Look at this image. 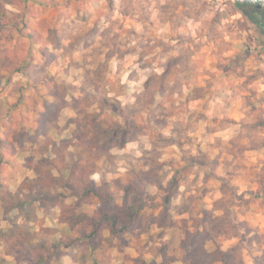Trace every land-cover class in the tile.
<instances>
[{
	"label": "rangeland",
	"instance_id": "obj_1",
	"mask_svg": "<svg viewBox=\"0 0 264 264\" xmlns=\"http://www.w3.org/2000/svg\"><path fill=\"white\" fill-rule=\"evenodd\" d=\"M29 6V25L41 36L30 42L33 57L26 67L52 75L50 85L68 103L55 128L44 136L36 131L41 113L57 99L47 85L30 82L23 73L4 72L7 79L0 98L16 105L0 119V134L14 144L0 167V232L21 228L36 232L37 243L51 247L48 264H139L140 257L161 261L159 249L172 241L165 225L175 223L187 227L188 244L207 239L206 264L230 261L235 251L230 248L236 243L244 247L241 264H264V199L249 192H264V35L235 1L227 0L223 6L212 0H43L42 4L34 0ZM43 49L49 54L43 55ZM167 69L171 70L168 90L156 94L154 115L144 110L146 117L157 114L161 124H167L162 128L164 137L152 140L147 131H136L124 147L102 143L104 156L93 177L99 176L98 183L116 179L127 183L139 173H152L161 163L152 174L167 182L176 169L188 164L186 184L170 212L161 207L148 210L152 224L148 230L134 236L106 231L101 239L72 242L80 233L71 231L57 206L65 177L53 168V161L59 149L70 168L78 141L75 132L88 141L92 137L72 96L83 98L84 87L97 82L96 99L88 98V110L103 111L99 103L105 97L125 104L131 95L136 104L147 79ZM176 80L179 87L189 85L183 90L188 102L179 94L169 95ZM17 86L23 87L21 91L14 90ZM197 86H203L205 93L191 99ZM194 160L206 161L208 169ZM41 178H53L54 183L45 185ZM66 202L80 214H93L97 206L91 195L81 201L67 195ZM216 204H224V209L215 211L221 216L217 222L221 228L212 231L211 221L195 225L200 209L213 210ZM233 216L245 223L238 235L242 237L235 234L238 226L227 225ZM85 226L91 229L90 223ZM208 226L212 232L204 233ZM211 236L221 249L212 244ZM60 239L65 244L53 248ZM16 258L17 253L8 254L0 240V264H31Z\"/></svg>",
	"mask_w": 264,
	"mask_h": 264
},
{
	"label": "trees",
	"instance_id": "obj_2",
	"mask_svg": "<svg viewBox=\"0 0 264 264\" xmlns=\"http://www.w3.org/2000/svg\"><path fill=\"white\" fill-rule=\"evenodd\" d=\"M31 1L34 0H0V89L7 79L4 74L5 71L23 73L30 82L37 85H47L50 88L49 94L57 100L44 106L45 111L41 113L40 129H36L37 132H41L42 135L46 136L52 128H55V122L60 117L61 111L66 107L68 101L66 97H60L59 91L50 85L53 79L52 75L48 73L39 74L26 67V64L33 57V48L30 42L33 39L37 40L41 36L39 30L31 28L29 25V4ZM38 1L40 4L43 2V0ZM235 2L236 7L241 12H243L244 8L254 4L250 1ZM42 53L47 55L49 50L43 49ZM169 73H171V70L167 69L161 75L155 74L148 78L144 92L137 97V102L134 105L123 104L117 99L113 100L105 97L99 103L103 111L92 112L88 110L86 107L89 106L88 98L96 99L95 95L99 88H97V82H91L84 87L87 95L83 96V98L72 96L73 107L82 109L81 113L86 117L88 126H90L87 130V135H92V137H89L90 141H88L84 137H79V131L75 132V135H73L74 140L76 138L78 141H76L74 153L75 161L70 168L65 166L68 163L66 156L64 157L66 164L60 158L61 151L59 149L56 150V158L53 161V168L57 169L65 177L63 191L59 192V198L61 197L62 200L58 202L57 206L63 210V217L68 220L71 231L78 229L80 233V235L72 239V242L79 239L89 241L101 239L106 231L112 236H134L140 231L148 230L152 226L147 213L150 208L161 207L166 212L171 211L174 199L181 193L180 187L187 182L184 173L189 171L188 164L181 165V167L176 169L167 182L152 174L156 173L161 167V163L155 166L152 173H139L134 178L129 179L127 183L123 182L122 179H116L113 183L107 180L98 183L96 179H93V174L97 171V161L104 156L103 147H100L102 143H113L124 147L136 131H147V135L152 140L164 137L162 128L167 124L162 125V121L155 117L158 116L157 114L146 117L144 110L148 109L151 111L150 114L154 115L155 112L152 109L153 104L156 102L155 96L158 93L163 95L164 90H168L165 84L168 81L167 78H170ZM177 83L176 80L171 87L169 95L179 94L180 98L188 102L190 98L183 90L184 88H189V85L183 83L179 87L180 85ZM22 88L17 86L14 90L21 91ZM204 91L203 86L195 87L193 89L194 95L191 99L202 98ZM23 98L24 94L19 95L18 102L20 103ZM15 105L16 103H9L0 98V119L8 117ZM51 114L54 115L53 119L48 118ZM162 115L166 114L162 113ZM165 120H167L166 117ZM48 123H50V126L46 125ZM81 125L78 123L77 129L81 130ZM13 149V142L0 134V167L4 162L6 151L10 152ZM205 162L194 160V163H198L200 168L207 170L208 166ZM47 179L41 178L45 185L54 183L53 178ZM249 192L257 198L262 197L264 199V192ZM157 194L159 196H156ZM67 195L80 201L89 195L95 197L97 206L94 213H78L75 211L76 208L73 204L66 202ZM232 196L240 200L249 201L244 195L236 197L235 194H232ZM118 198H121V202L118 201ZM219 209H224V204L215 206L213 210L205 207L201 208L202 215L197 217L195 225L198 227L205 226L206 223L209 224V221H211V223H214L212 231L217 230V228L220 229L221 227L217 222L221 219V216L220 214L215 215V211ZM233 214L238 216V213ZM227 221V225L238 226L235 234L236 236L241 235L240 228L245 226V223L236 216L229 220L227 218ZM87 223L91 224V229L85 226ZM166 226L168 227V232L172 233V241L159 249L158 252L162 256L161 261L140 257L139 264H173L179 260L181 264H206L205 260H208V251L203 243H206L207 239L203 238V243L199 242L193 246V244L190 245L185 240L186 226H179L175 223H169ZM205 230L206 232L204 231V233L212 232L209 226ZM182 232L185 234L184 236ZM243 236L246 237L247 234L244 233ZM256 237L258 242L262 243L259 241L261 239L259 235ZM0 240L6 244L8 254L17 253L16 260L27 259L31 264H48L52 255L51 247L46 243H37V233L31 229L21 228L18 232L2 230L0 232ZM210 240H212V244L217 249H221L212 236ZM62 244L65 243L60 239L54 242L52 247L57 248ZM243 248L242 245L240 248L237 243L232 244L230 250L233 251L235 249V251L231 260H224L222 264H241L243 256L240 251ZM178 249L180 255L177 254ZM170 251H173L174 255Z\"/></svg>",
	"mask_w": 264,
	"mask_h": 264
},
{
	"label": "flooded vegetation",
	"instance_id": "obj_3",
	"mask_svg": "<svg viewBox=\"0 0 264 264\" xmlns=\"http://www.w3.org/2000/svg\"><path fill=\"white\" fill-rule=\"evenodd\" d=\"M260 12H262V15L259 14ZM242 13L251 23H253L259 29L262 35H264V4L254 3L252 4V6L244 8Z\"/></svg>",
	"mask_w": 264,
	"mask_h": 264
},
{
	"label": "clouds",
	"instance_id": "obj_4",
	"mask_svg": "<svg viewBox=\"0 0 264 264\" xmlns=\"http://www.w3.org/2000/svg\"><path fill=\"white\" fill-rule=\"evenodd\" d=\"M229 21H224L225 24H227ZM119 99L123 100V97H119ZM124 103L127 104H135V99L133 97H131V95H129V99L128 100H124ZM130 147H135V145H130ZM136 155H140L139 152L136 153ZM93 179L99 180V176H94Z\"/></svg>",
	"mask_w": 264,
	"mask_h": 264
},
{
	"label": "built area",
	"instance_id": "obj_5",
	"mask_svg": "<svg viewBox=\"0 0 264 264\" xmlns=\"http://www.w3.org/2000/svg\"><path fill=\"white\" fill-rule=\"evenodd\" d=\"M212 1H215L218 5H223V6L227 5V0H212Z\"/></svg>",
	"mask_w": 264,
	"mask_h": 264
},
{
	"label": "water",
	"instance_id": "obj_6",
	"mask_svg": "<svg viewBox=\"0 0 264 264\" xmlns=\"http://www.w3.org/2000/svg\"><path fill=\"white\" fill-rule=\"evenodd\" d=\"M234 1H240V2L250 1V2H253V3H262V4H264V0H234Z\"/></svg>",
	"mask_w": 264,
	"mask_h": 264
}]
</instances>
